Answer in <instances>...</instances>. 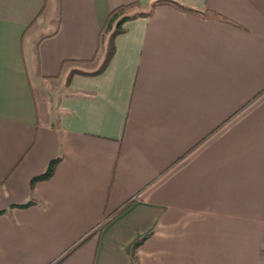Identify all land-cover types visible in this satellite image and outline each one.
<instances>
[{
  "label": "crops",
  "instance_id": "1",
  "mask_svg": "<svg viewBox=\"0 0 264 264\" xmlns=\"http://www.w3.org/2000/svg\"><path fill=\"white\" fill-rule=\"evenodd\" d=\"M153 1L0 0V264H51L130 199L58 264H264V0L159 4L65 85Z\"/></svg>",
  "mask_w": 264,
  "mask_h": 264
},
{
  "label": "trees",
  "instance_id": "2",
  "mask_svg": "<svg viewBox=\"0 0 264 264\" xmlns=\"http://www.w3.org/2000/svg\"><path fill=\"white\" fill-rule=\"evenodd\" d=\"M164 3L171 4V5L177 7L181 10H184V11L190 12L196 16H199L202 19L223 20V21L228 20L227 17H225L224 15H222L216 11L193 9V8L187 7V6L177 2L175 0H155L149 5V8L147 10H142L140 8V5L138 2L130 3L128 5L117 6L111 10V12L109 13V15L106 19V22L104 23V25L102 26L101 31H100V42H102V45H103V52H102V58H101V62L99 64V66L95 70H92V71H87V70L81 68L80 66L72 68L69 71V73L65 79V85L67 86L70 84L72 77L75 74L95 76V75H99V74H102L103 72H105L106 69L108 68L110 62L112 61V59L115 55V52H116V46H115L116 37L127 31L126 23L128 21L136 19L138 17L150 16L153 12V9L157 5L164 4ZM59 160H60L59 158L52 160L49 163L47 169L43 173H41L38 176L33 178L32 184H35L36 182L41 181V180H46V179L51 178L54 174L56 165L59 162ZM32 203H33V201H28L27 203L21 204L19 206L27 207V206L31 205ZM131 203H132V199L123 203V205H121L113 213L108 214L105 217V219L102 221V223L100 224V228H102L108 222H110L117 214H119L120 212L127 209ZM100 228H98L97 230L93 231L91 234H88L87 236L82 238L79 242H77L70 249H68L66 251V253L60 259H58L57 261H55L51 264H58L66 256L71 254L80 245H82L90 236L99 232ZM141 241L142 240L136 242L135 246H138L141 243Z\"/></svg>",
  "mask_w": 264,
  "mask_h": 264
},
{
  "label": "rangeland",
  "instance_id": "3",
  "mask_svg": "<svg viewBox=\"0 0 264 264\" xmlns=\"http://www.w3.org/2000/svg\"><path fill=\"white\" fill-rule=\"evenodd\" d=\"M101 58H102V54H100L99 59H98V61H97V63H96L95 66H97L98 64H100L99 62H101ZM34 86H35V85H34ZM35 88H36V86H35ZM47 95L49 96V94H47ZM49 97H50V99L52 100V103H53V102L55 103V101H56V99H55V95L51 94ZM50 99H49V101H50ZM54 103H53V104H54Z\"/></svg>",
  "mask_w": 264,
  "mask_h": 264
}]
</instances>
